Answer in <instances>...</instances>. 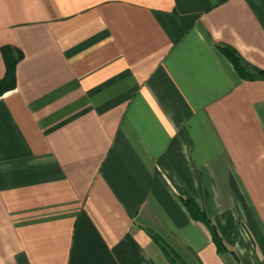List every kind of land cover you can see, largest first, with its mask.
<instances>
[{
  "label": "crops",
  "instance_id": "1",
  "mask_svg": "<svg viewBox=\"0 0 264 264\" xmlns=\"http://www.w3.org/2000/svg\"><path fill=\"white\" fill-rule=\"evenodd\" d=\"M3 46L0 264H264V80L219 49L264 70V0H0Z\"/></svg>",
  "mask_w": 264,
  "mask_h": 264
},
{
  "label": "trees",
  "instance_id": "2",
  "mask_svg": "<svg viewBox=\"0 0 264 264\" xmlns=\"http://www.w3.org/2000/svg\"><path fill=\"white\" fill-rule=\"evenodd\" d=\"M219 49L224 54V56L230 61L234 68V71L242 80H264V70H254L253 72L246 70L244 64L242 63L241 59L233 48L229 46H219ZM0 53L5 66L4 76L0 79V96H2L3 94L8 91H11L15 87V67L18 61L22 58V55L19 50L10 46L1 47ZM182 203L191 215L192 219L194 221L202 223L208 229L212 237V241L217 248V251L219 253L224 251L226 248L223 244V241L216 226L211 222V220L208 219L202 211H200L194 201L190 198H183ZM153 239L158 244L161 249V252L170 264H188L159 237L153 236ZM231 253L233 252L231 251Z\"/></svg>",
  "mask_w": 264,
  "mask_h": 264
},
{
  "label": "rangeland",
  "instance_id": "3",
  "mask_svg": "<svg viewBox=\"0 0 264 264\" xmlns=\"http://www.w3.org/2000/svg\"><path fill=\"white\" fill-rule=\"evenodd\" d=\"M231 231H232V234L231 233L225 234L226 239L230 241L229 243L231 245H233L234 243H239V245H241V247L247 245L248 249L246 251L243 249H241V250L239 249V250H240V252L246 253V255L243 257H244V259H246L247 262H249L250 259H254V256H252L253 251L250 248V242L246 238L244 232L242 230H231Z\"/></svg>",
  "mask_w": 264,
  "mask_h": 264
}]
</instances>
